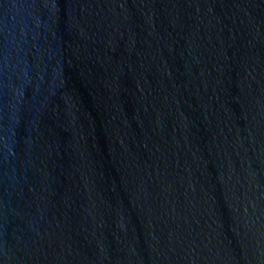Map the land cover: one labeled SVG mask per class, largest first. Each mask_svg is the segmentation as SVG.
<instances>
[{"label": "water", "instance_id": "water-1", "mask_svg": "<svg viewBox=\"0 0 264 264\" xmlns=\"http://www.w3.org/2000/svg\"><path fill=\"white\" fill-rule=\"evenodd\" d=\"M0 264H264V0H0Z\"/></svg>", "mask_w": 264, "mask_h": 264}]
</instances>
